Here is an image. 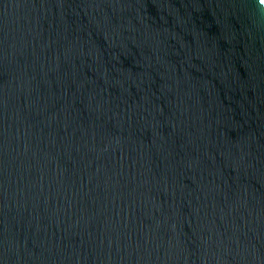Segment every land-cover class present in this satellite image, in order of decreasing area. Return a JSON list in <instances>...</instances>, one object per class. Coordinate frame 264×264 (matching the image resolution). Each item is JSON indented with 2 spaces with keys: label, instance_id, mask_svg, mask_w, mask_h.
Returning <instances> with one entry per match:
<instances>
[{
  "label": "water",
  "instance_id": "water-1",
  "mask_svg": "<svg viewBox=\"0 0 264 264\" xmlns=\"http://www.w3.org/2000/svg\"><path fill=\"white\" fill-rule=\"evenodd\" d=\"M0 264H264V0H0Z\"/></svg>",
  "mask_w": 264,
  "mask_h": 264
}]
</instances>
